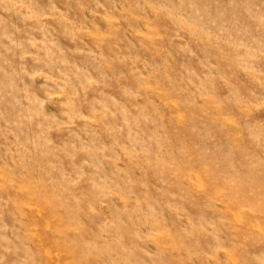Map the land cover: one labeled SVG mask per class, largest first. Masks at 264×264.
Returning <instances> with one entry per match:
<instances>
[{"label":"rangeland","instance_id":"1","mask_svg":"<svg viewBox=\"0 0 264 264\" xmlns=\"http://www.w3.org/2000/svg\"><path fill=\"white\" fill-rule=\"evenodd\" d=\"M0 264H264V0H0Z\"/></svg>","mask_w":264,"mask_h":264}]
</instances>
